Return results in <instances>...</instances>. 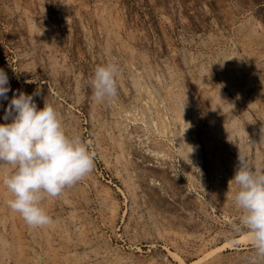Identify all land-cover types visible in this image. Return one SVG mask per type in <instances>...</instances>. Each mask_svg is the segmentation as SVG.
<instances>
[{
    "label": "rangeland",
    "instance_id": "374dc122",
    "mask_svg": "<svg viewBox=\"0 0 264 264\" xmlns=\"http://www.w3.org/2000/svg\"><path fill=\"white\" fill-rule=\"evenodd\" d=\"M263 52L264 0H0V69L8 77V100L39 88L37 107L53 106L66 133L79 135L95 153L90 175L44 202L53 223L43 229L29 228L6 206L9 194L0 184V264H243L251 250L248 238L236 239L246 232L237 231L239 212L229 199L234 186L228 181L239 151L253 166L258 161L264 166V147L257 144L264 133ZM106 62L122 69L118 95L98 104L88 79ZM169 87L189 97L196 93L204 106L212 105L214 91H227L229 97L217 106L235 99L231 108L240 115L237 120L247 115L257 138L219 132L208 148L203 134L213 123L206 120L200 126L203 143L197 146L199 109L196 116L195 108L187 113V131L175 127L166 97ZM8 100L0 99V123H5ZM157 108L164 110L173 132L158 134ZM177 138L184 145L189 140L187 146L193 148L186 161ZM157 147L164 149L167 163L160 166L168 172L171 188L150 178L154 152L149 148ZM9 167L0 165V177Z\"/></svg>",
    "mask_w": 264,
    "mask_h": 264
},
{
    "label": "clouds",
    "instance_id": "9594fccd",
    "mask_svg": "<svg viewBox=\"0 0 264 264\" xmlns=\"http://www.w3.org/2000/svg\"><path fill=\"white\" fill-rule=\"evenodd\" d=\"M121 72L116 62L93 69L87 86L96 103L118 95ZM10 90L7 74L0 69V99L8 100ZM40 94L39 88L34 94L14 93L4 109L5 123H0V165L10 166L0 177L9 194L5 203L32 229L53 223L43 206L48 198L62 196L95 167V153L79 135L66 133L55 108L46 103L37 107L34 96ZM237 160L229 199L239 212L237 231L246 232L251 250L243 264H264V166L259 161L253 166L240 151Z\"/></svg>",
    "mask_w": 264,
    "mask_h": 264
},
{
    "label": "bare ground",
    "instance_id": "6f19581e",
    "mask_svg": "<svg viewBox=\"0 0 264 264\" xmlns=\"http://www.w3.org/2000/svg\"><path fill=\"white\" fill-rule=\"evenodd\" d=\"M260 25V24H259ZM254 28H255V26H253ZM252 28V27H251ZM247 30H248V28H247ZM254 31H255V29H253L252 30V32H250V34L251 33H254ZM261 31V30H260ZM260 31H259V33L257 34V35H259L260 34ZM245 31H243V33H244ZM262 32V31H261ZM247 33V32H246ZM245 33V34H246ZM242 34V33H241ZM245 34H243V35H245ZM257 35H253V36H255V37H257ZM246 36H248V35H246ZM249 36H251V35H249ZM251 39H253V37L251 36ZM249 40V39H248ZM258 40V39H257ZM256 40V41H257ZM256 41H254V42H256ZM253 42V43H254ZM257 42H259V41H257ZM206 43V42H205ZM252 43V42H251ZM207 45V44H206ZM253 46H254V44H252ZM252 46V47H253ZM208 47V46H207ZM252 49V48H251ZM255 49V48H254ZM257 49V48H256ZM255 49V50H256ZM220 53V52H219ZM254 53V52H253ZM264 53V52H263ZM252 54V53H251ZM257 54H258V52H257ZM254 55H255V53H254ZM260 55V54H259ZM133 56H135V55H133ZM132 56V57H133ZM224 56V55H223ZM254 57V56H253ZM255 57H257V56H255ZM254 57V58H255ZM260 57V56H259ZM220 58V57H219ZM224 58H226L227 59V57H224ZM230 58V57H229ZM240 58V57H239ZM134 59V58H133ZM238 58L236 57V60H237ZM218 60V59H217ZM239 60V59H238ZM245 60V59H244ZM243 60V61H244ZM252 60V59H251ZM253 61V60H252ZM242 62V61H241ZM251 62V61H250ZM253 62H255V61H253ZM177 63V62H176ZM220 63V62H219ZM232 63V62H231ZM246 63V62H245ZM175 64V63H174ZM221 64V63H220ZM252 64V63H251ZM256 64V63H255ZM254 64V65H255ZM181 65V64H180ZM202 65V64H201ZM219 64H217V66H218ZM224 65V64H223ZM261 65V64H260ZM131 66V65H130ZM227 66V65H226ZM257 66V65H256ZM171 67H173V66H171ZM179 67V66H178ZM202 67V66H201ZM200 67V68H201ZM220 67V66H219ZM228 67H230V65L228 66ZM255 67V66H254ZM153 68H155V67H153ZM218 68V67H217ZM225 68V67H224ZM260 68V67H259ZM176 69V68H175ZM207 68H205V70H206ZM230 69V68H229ZM249 69V68H248ZM257 69V68H256ZM150 70V69H149ZM151 70H153L152 68H151ZM150 70V72H153V71H151ZM155 70V69H154ZM167 70H169V69H167ZM178 70H181V69H178ZM200 70V69H199ZM203 71H204V69H202ZM202 70H200V71H202ZM221 70H223V69H221ZM220 70V71H221ZM174 71V70H173ZM183 71V70H182ZM202 71V72H203ZM232 71V70H231ZM245 71H247V70H245ZM260 71V70H259ZM201 72V74H203ZM207 72V71H206ZM223 72V71H222ZM243 72V71H242ZM133 73H135V72H133ZM156 73H157V77H158V73H159V71H156ZM156 73H155V75H156ZM168 73H170V72H168ZM171 73H173V72H171ZM227 73H228V71H227ZM255 73V72H254ZM180 74V73H179ZM185 74V73H184ZM217 74V73H216ZM216 74H215V76H216ZM222 74V73H221ZM131 75H133V74H131ZM139 75V74H138ZM163 75V74H162ZM236 75V74H235ZM244 75V74H243ZM255 75H256V73H255ZM258 75V74H257ZM142 76H143V74H142ZM173 76V75H172ZM186 76V75H185ZM209 76H213V75H209ZM250 76V75H249ZM251 76H253V75H251ZM133 77V76H132ZM138 77V76H137ZM156 77V78H157ZM195 77V76H194ZM194 77H193V79H194ZM199 77H200V72H199ZM218 77H219V75H218ZM254 77V76H253ZM136 78V77H135ZM147 78V77H146ZM160 78V77H159ZM165 78V77H164ZM189 78H190V76H189ZM201 78V77H200ZM210 78V77H209ZM221 78V77H220ZM231 78H233L232 76H231ZM175 79V78H174ZM193 79H191V80H193ZM196 79V78H195ZM214 79H216V78H214ZM213 79V80H214ZM226 79V78H225ZM229 79V78H228ZM237 79V78H236ZM240 79V78H239ZM246 79V78H245ZM257 79V78H256ZM256 79H254V80H256ZM262 79V78H261ZM260 79V80H261ZM143 80V79H142ZM159 80V79H158ZM197 80H198V76H197ZM207 80V79H206ZM205 80V81H206ZM224 80V79H223ZM223 80H222V82H223ZM242 80V79H241ZM258 80V79H257ZM135 81V80H134ZM141 81V80H140ZM160 81V80H159ZM168 81V80H167ZM172 81H174L173 79H172ZM172 81H170V82H172ZM194 81V80H193ZM162 82V81H161ZM176 82H177V80H176ZM175 82V83H176ZM179 82H180V80H179ZM186 82V81H185ZM207 82V81H206ZM206 82H204V85H205V83ZM228 83H226L228 86H231L230 84H231V80L229 79L228 81H227ZM236 82V81H235ZM133 83H135V82H133ZM169 83V82H168ZM196 83V82H195ZM245 83V82H244ZM249 83V82H248ZM252 83V82H251ZM259 83V82H258ZM141 84H144V83H141ZM152 84V83H151ZM172 85H173V82L171 83ZM181 84V83H180ZM192 83L190 82V85H191ZM209 84L211 85V83H210V81H209ZM208 84V85H209ZM188 85V84H187ZM196 85V84H195ZM200 85H202V84H200ZM199 85V86H200ZM222 85V84H221ZM233 85V84H232ZM246 85H247V83H246ZM248 85H251V84H248ZM258 85V84H257ZM142 86V85H141ZM169 86H171V85H169ZM186 86V85H185ZM245 86V85H244ZM160 87V86H159ZM164 87V86H163ZM176 87V86H175ZM178 87H180L179 85H178ZM182 87V86H181ZM202 87V86H201ZM205 87H207L206 85H205ZM240 87V86H239ZM247 87V86H246ZM139 88V87H138ZM153 88V87H152ZM162 88V87H161ZM203 88V87H202ZM201 88V89H202ZM212 88V87H211ZM218 88V87H217ZM243 88V87H242ZM141 89H142V87H141ZM151 89V88H150ZM157 89V88H156ZM156 89H155V92H156ZM164 89V88H163ZM167 89V93H166V97L169 99V106H170V109L172 110L171 112H172V117L170 118V120H172L173 122H171V123H173L174 124V126L175 127H177V128H179V129H187V127H188V125H187V123H186V120H188L187 118V113L190 111L191 112V110H193V108H195L194 110L195 111H193L194 112V115L196 116V114L198 115V111L196 110V109H199V114H200V122H198L199 123V125H198V123L197 124H195V141H193L195 144L197 143V146L200 144V143H203L202 142V140L200 139V135H201V130H200V126H202V127H205L206 125V120H209L208 122L210 123L211 122V124L213 123V125L211 126L210 124V131L208 132V131H205L206 132V134L204 133L203 134V136H204V138H205V142L207 143V145H208V148H209V146L212 144L211 143V141H212V139L213 138H215L216 137V135H218L219 134V132L220 133H227V134H229V135H233L234 133H238V135H243V134H245V135H247V137L248 136H250V137H255L254 136V134H253V132H252V130H250V128H249V123H248V121H247V118L246 117H248L247 115H246V117H245V115L244 114H242L243 116H242V118H241V121L240 120H237V117H239L240 115H238L236 112H234V110L231 108V106H232V104H234V100H233V102L231 101L229 104H228V102H227V106H217V103L218 102H220V101H223L224 99H226L227 98V96H228V92L227 91H219V92H213V93H211V96H212V105L211 106H209L208 104L206 105V106H204L202 103H200V104H198V99H197V94L196 93H190L191 95H192V97H189V95H187L186 93H182L181 91H175V90H173V88L171 87H169V88H166ZM180 89V88H179ZM188 89V88H187ZM190 89V88H189ZM199 89V88H198ZM249 89V88H248ZM165 90V89H164ZM212 90V89H211ZM142 91H144L143 89H142ZM150 91V90H149ZM158 91V90H157ZM187 91V90H186ZM245 91V90H244ZM243 91V92H244ZM255 91V90H254ZM165 92V91H164ZM191 92V91H190ZM207 92V91H206ZM226 92V93H225ZM230 93V92H229ZM142 94V93H141ZM158 94H160V93H158ZM164 94V93H163ZM162 94V95H163ZM235 94V93H234ZM246 94V93H245ZM255 94V93H254ZM143 95V94H142ZM157 95V94H156ZM238 95V94H237ZM256 95H258V93L256 94ZM147 96V95H146ZM153 95H151V97H152ZM158 96V95H157ZM204 96V95H203ZM238 96H240V95H238ZM252 96V95H251ZM142 96H140V98H141ZM154 97H155V95H154ZM159 97V96H158ZM161 97V96H160ZM229 97V96H228ZM233 97V96H232ZM243 96L241 95V98H242ZM248 97H249V95H248ZM148 98H150V97H148ZM240 98V97H239ZM250 98V97H249ZM261 98V97H260ZM155 99V98H154ZM164 99V98H163ZM167 99V100H168ZM205 99V98H204ZM230 99V98H229ZM255 99V98H254ZM263 99V98H262ZM155 100H158L157 98L155 99ZM261 100V99H260ZM150 101V100H149ZM163 101V100H162ZM191 103H190V102ZM155 102V101H154ZM158 102H161V101H158ZM237 102V101H236ZM153 103V102H152ZM157 103V102H156ZM167 103V102H166ZM208 103V102H207ZM243 103H245V102H243ZM251 103V102H250ZM259 103H260V101H259ZM146 104H148V102H146ZM160 104V103H159ZM163 105V104H162ZM248 105V104H247ZM255 105V104H254ZM257 105V104H256ZM144 106H145V104H144ZM147 106V105H146ZM151 106V105H150ZM150 106H148V108L150 107ZM161 106V105H160ZM166 106V105H165ZM164 106V107H165ZM167 106H168V104H167ZM197 106H198V108H197ZM241 106V105H240ZM126 107V106H125ZM135 107H136V105H135ZM154 107H158V105L157 106H154ZM162 107V106H161ZM160 107V108H161ZM231 108V110H229V111H227V109L228 108ZM249 107H250V105H249ZM248 107V108H249ZM260 107V106H259ZM258 107V108H259ZM144 108V107H143ZM158 109V118H157V124H156V122H154L156 125H157V127H155V129L156 130H158V134L161 132V133H165V132H167V133H169V132H173V131H171L170 129H169V123H168V120L166 121V117H165V115H166V113H164V110H161V109ZM168 108V107H167ZM237 108V107H236ZM261 108V107H260ZM123 109H124V107H123ZM131 109V108H130ZM146 110H147V108H145ZM165 109H166V107H165ZM262 109V115L261 116H263V119H264V108H261ZM260 109V110H261ZM127 110V109H126ZM137 110V109H136ZM140 110V109H139ZM154 110H156V109H154ZM237 110V109H236ZM239 110V109H238ZM256 110V109H255ZM131 112H132V109L130 110ZM138 111V110H137ZM149 111H150V109H149ZM163 113H162V112ZM167 111H168V109H167ZM136 112V111H135ZM138 112H140V111H138ZM142 112H143V110H142ZM146 112V111H145ZM153 112V111H152ZM155 112H157V110L155 111ZM240 112V111H239ZM151 113V112H150ZM249 112H245V114H248ZM255 113V112H254ZM146 114V113H145ZM155 114V113H154ZM252 114V113H251ZM168 115V114H167ZM192 115V114H191ZM151 116V115H150ZM250 116V115H249ZM131 118H132V116H131ZM155 118V117H154ZM193 118H194V116H193ZM232 118V119H231ZM252 118V117H251ZM250 118V119H251ZM134 119V118H133ZM132 119V120H133ZM140 119H142V118H140ZM144 119V118H143ZM135 120H136V118H135ZM150 120H151V118H150ZM155 120V119H154ZM228 120H229V122H230V124H228ZM249 120V119H248ZM258 120V119H257ZM256 120V121H257ZM191 121V120H190ZM193 121V120H192ZM146 122H147V120H146ZM196 122H197V120H196ZM251 122V121H250ZM263 122H264V120H263ZM151 123V122H150ZM192 123V122H191ZM195 123V122H194ZM254 123V122H253ZM152 126H153V124H151ZM155 125V126H156ZM190 125V124H189ZM215 125V126H214ZM150 126V125H149ZM254 126H256V125H254ZM264 126V125H263ZM262 126V127H263ZM151 127V126H150ZM154 127V126H153ZM250 127H253V126H250ZM261 127V128H262ZM158 128V129H157ZM252 129V128H251ZM258 129V128H257ZM153 130V129H152ZM191 130V129H190ZM204 130H205V128H204ZM264 130V129H263ZM187 131V130H186ZM189 131V130H188ZM260 131V130H259ZM152 132V131H151ZM156 132V131H155ZM194 132V131H193ZM153 133V132H152ZM166 133V134H167ZM156 134V133H155ZM178 134V133H177ZM191 134V133H190ZM259 134V133H258ZM184 135V134H183ZM188 135V134H187ZM193 135V134H192ZM164 136H165V134H164ZM167 136H168V134H167ZM159 137V136H158ZM213 137V138H212ZM222 137H224V135L222 136ZM234 137V136H233ZM244 137V136H243ZM246 137V138H247ZM162 138V137H161ZM168 138V137H167ZM170 138H171V136H170ZM176 138V137H175ZM220 138V137H219ZM226 138V137H225ZM245 138V139H246ZM255 138H257V137H255ZM190 139V138H189ZM221 139V138H220ZM237 139V138H236ZM154 140V139H153ZM162 140V139H161ZM171 140V139H170ZM177 140H180L181 142H182V145H181V148H180V150H181V152H182V157L184 158V160L186 161L187 159H188V156H189V149H190V147L189 146H187V144L189 143V140L188 141H186V143L187 144H183L184 143V139H180V138H177ZM252 140V139H251ZM256 140V139H255ZM173 141H175V140H173ZM219 141V140H218ZM241 141H243V140H241ZM123 142V141H122ZM127 143V142H126ZM128 143H131V142H128ZM151 143H153L152 141H151ZM161 143H163V142H161ZM167 143V142H166ZM217 143V142H216ZM249 143V142H248ZM250 143H251V141H250ZM254 143V142H253ZM165 144V143H164ZM190 144V143H189ZM221 144V143H220ZM257 144H258V146H260V147H264V133L261 131L260 132V134H259V137L257 138ZM118 145H119V147L120 146H122V143L121 142H118ZM124 145H126L125 144V142H124ZM132 146H134L133 144H131ZM158 145H159V143H158ZM179 145V144H178ZM177 145V146H178ZM191 145V144H190ZM247 145H249V144H247ZM129 146V145H128ZM157 146V145H156ZM204 146V145H203ZM215 146V145H214ZM214 146H213V148H214ZM220 146V145H219ZM254 146V145H253ZM152 147V146H151ZM162 147H164V146H162ZM212 147V146H211ZM255 147V146H254ZM169 148V147H168ZM219 148V147H218ZM120 149V148H119ZM149 149H151V151H153L154 153V155H152V153H151V155L153 156V159H151V160H153V164H152V168H150L151 169V171L150 172H152V174H151V176L152 177H150V178H152L154 181H156V182H158V180L160 181V185L162 184L163 185V187L164 186H166V187H169V188H171L172 187V183H170V181H172V180H170L169 181V177H168V175H167V171L166 170H163V168L160 166L162 163H167V158L166 157H164L165 156V153H163V148L162 149H160V147H157V148H155V149H153V148H149ZM153 149V150H152ZM193 149V148H192ZM195 149V148H194ZM204 149V148H203ZM224 148H222V150H223ZM133 150V149H132ZM137 150V149H136ZM135 150V151H136ZM146 150H147V148H146ZM211 150V149H210ZM257 150V149H256ZM263 150H264V148H263ZM122 151V150H121ZM134 151V150H133ZM132 151V152H133ZM148 151H150V150H148ZM150 151V152H151ZM209 151V150H208ZM218 151V150H217ZM144 152H146V151H144ZM198 152V151H197ZM225 152V151H224ZM260 152V151H259ZM137 153H139V152H137ZM148 153V152H147ZM172 153V152H171ZM216 153V152H215ZM226 153V152H225ZM141 154V153H140ZM143 154V153H142ZM149 154V153H148ZM220 154V153H219ZM227 154V153H226ZM225 154V155H226ZM150 155V154H149ZM207 155V154H206ZM142 156V155H141ZM166 156H168V155H166ZM191 156V155H190ZM197 156H199V154L197 155ZM204 156V155H203ZM255 156L257 157H261V155H260V153H258L257 155L255 154ZM137 157V156H136ZM210 157V156H209ZM225 157V156H224ZM142 158H144L145 159V157H142ZM151 158V157H150ZM171 158V157H170ZM194 158H196V155L194 156ZM223 158V157H222ZM232 158V157H231ZM190 159V158H189ZM201 159V158H200ZM227 159V158H226ZM149 160V159H148ZM192 160H194V159H192ZM218 160V159H217ZM216 160V162H218ZM234 160V159H233ZM257 160H259V159H257ZM138 161V160H137ZM199 161H201V160H199ZM208 161V160H207ZM211 161V160H210ZM226 161V160H225ZM213 162V161H212ZM134 163H136V162H134ZM185 163V162H184ZM192 163V162H191ZM219 163V162H218ZM231 163H233L232 161H231ZM231 163H230V165H231ZM234 163H235V161H234ZM260 163V162H259ZM137 164V163H136ZM186 164V163H185ZM189 164V163H188ZM205 164H207V163H205ZM215 165H220V164H215ZM186 166V165H185ZM184 166V167H185ZM224 166V165H223ZM166 167V166H165ZM172 167V166H171ZM171 167H169V168H171ZM190 167V166H189ZM192 167V166H191ZM225 167V166H224ZM233 167V166H232ZM231 167V168H232ZM235 167V166H234ZM205 168H206V166H205ZM208 168V167H207ZM215 168V167H214ZM217 168V167H216ZM174 169V168H173ZM222 169H223V167H222ZM221 169V170H222ZM233 169V168H232ZM215 170H217V169H215ZM229 170H231V169H229ZM175 171H177V170H175ZM191 171V170H190ZM207 171V170H206ZM223 172H224V170H223ZM224 173H226V172H224ZM231 173V172H230ZM192 174H193V171H192ZM176 175V174H175ZM174 175V176H175ZM190 175V174H189ZM219 175V174H218ZM233 175V174H232ZM204 177V176H203ZM175 178V177H174ZM173 178V179H174ZM193 178V177H192ZM205 178H207V177H205ZM204 178V179H205ZM221 178V177H220ZM229 178V177H228ZM231 178V177H230ZM195 179V178H194ZM193 179V180H194ZM203 179V178H202ZM232 179V178H231ZM151 180V179H150ZM228 180V179H227ZM153 181V182H154ZM205 181V180H204ZM229 181H230V179H229ZM228 181V182H229ZM159 183V182H158ZM195 183V182H194ZM218 183V182H217ZM153 185V184H152ZM217 185V184H216ZM219 185V184H218ZM217 185V186H218ZM226 185V184H225ZM154 187V186H153ZM177 187V186H176ZM220 187V186H219ZM223 188V187H222ZM159 189V188H158ZM174 190H176V189H174ZM179 190V189H178ZM212 190V189H211ZM227 190V189H226ZM153 191H154V189H153ZM213 191H215L214 190V188H213ZM221 191V190H220ZM158 192V191H157ZM160 192V191H159ZM166 192V191H165ZM174 192V191H173ZM222 192V191H221ZM227 192V191H226ZM153 193V192H152ZM168 193V192H167ZM174 194H176V193H174ZM216 194V193H215ZM231 194V193H230ZM156 195V194H155ZM169 195H171V194H169ZM183 195H184V193H183ZM197 195V194H196ZM224 195V194H223ZM157 196V195H156ZM161 196V195H160ZM181 196H182V194H181ZM181 196H179V197H181ZM187 196V195H186ZM210 196V195H209ZM218 196V195H217ZM216 196V197H217ZM173 197V196H172ZM193 197V196H192ZM191 197V198H192ZM197 197V196H196ZM215 198V197H214ZM213 198V199H214ZM174 199V198H173ZM197 199H199V198H197ZM225 199V198H224ZM156 200V199H155ZM172 200V199H171ZM219 200V199H218ZM157 201V200H156ZM180 201H182V200H180ZM214 201H216V200H214ZM221 201V200H220ZM225 201V200H224ZM224 201H222V202H224ZM194 202V201H193ZM195 202H196V200H195ZM226 202V201H225ZM175 203H176V201H175ZM192 203V202H191ZM227 203V202H226ZM185 204V203H184ZM197 204V203H196ZM212 204V203H211ZM198 205H199V202H198ZM202 205V204H201ZM215 205V204H214ZM115 206V205H114ZM185 206V205H184ZM200 206V205H199ZM198 206V207H199ZM216 206V205H215ZM214 206V207H215ZM226 206V205H225ZM116 207V206H115ZM156 207V206H155ZM154 207V208H155ZM216 207H218V206H216ZM156 209H158L157 207H156ZM197 209V208H196ZM218 209V208H217ZM159 211V210H158ZM157 211V212H158ZM199 211V210H198ZM161 212V211H160ZM158 214H160V213H158ZM157 214V215H158ZM159 216V215H158ZM162 216H163V214H162ZM165 216V215H164ZM166 217V216H165ZM158 218V217H157ZM156 218V219H157ZM155 219V218H154ZM163 220V219H162ZM158 221V220H157ZM196 221H198V220H196ZM199 222V221H198ZM158 223H159V221H158ZM200 224V223H199ZM197 225H198V223H197ZM248 237H247V234L245 233V234H243V235H241V236H239V237H237L236 239H247ZM77 257V256H76ZM79 257V256H78ZM77 257V258H78ZM76 258V259H77ZM179 259H181V258H179ZM73 260L75 261V259L73 258ZM72 261V260H71ZM70 261V262H71ZM77 261H79V260H77ZM181 261V260H180ZM182 262V261H181ZM183 263V262H182Z\"/></svg>",
    "mask_w": 264,
    "mask_h": 264
}]
</instances>
